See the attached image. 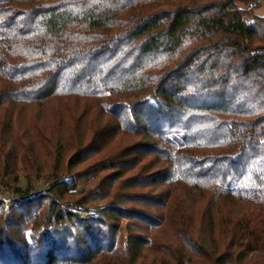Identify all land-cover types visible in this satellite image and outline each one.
<instances>
[{
  "label": "trees",
  "instance_id": "1",
  "mask_svg": "<svg viewBox=\"0 0 264 264\" xmlns=\"http://www.w3.org/2000/svg\"><path fill=\"white\" fill-rule=\"evenodd\" d=\"M252 1L0 0V186L17 197L0 199V264H264ZM46 105L48 130L30 115ZM37 153L54 165L35 208L19 170ZM92 162L105 191L77 181L76 210H54Z\"/></svg>",
  "mask_w": 264,
  "mask_h": 264
},
{
  "label": "rangeland",
  "instance_id": "2",
  "mask_svg": "<svg viewBox=\"0 0 264 264\" xmlns=\"http://www.w3.org/2000/svg\"><path fill=\"white\" fill-rule=\"evenodd\" d=\"M254 13L257 16L264 18V2L261 3L259 6H257L254 9ZM52 104L56 105V103H52ZM54 108L55 107H52V105H48V106L46 105V107L42 110L41 113H38V111L35 110V115H32V114H30V115L35 118V122H38L39 124H41L43 126L44 130H48V128L52 129L53 125H54V121H55ZM23 116H24L23 121L26 123L27 117L25 115H23ZM28 117H29V115H28ZM27 144H29V143H27ZM36 145L38 147L37 143H36ZM37 147L35 146V152L37 150ZM13 163H14V161H13ZM53 165H54V160H53L52 156L45 154V153H41V155H39L37 153V155L35 154V158L25 157L24 158V164H22V166L20 167V170H19V172H20L19 186L24 187L28 183L32 185L33 191L35 193V202H36L35 208L41 202V198L39 196L40 192L48 189L50 187V185L52 184V182H51L52 180H50V178L47 176V174ZM92 165H94L93 162L78 166V167L73 168L72 170L68 171L69 174L67 175V177L70 179V181L68 182L69 185H67L68 193L65 195L64 199L58 198L55 200L56 206H54V210L57 208V206H60V207H64V208H69V210L74 211V210H76L75 204H77L78 200H80L81 198H83V196H85V194L88 192V189L89 190L99 189L102 192L105 191L104 190L105 184H104V182L101 183V178L104 176V174L100 175V177L97 178L94 171H91V169H90V168H92ZM25 168H26V170H25ZM107 173H111V172H107ZM25 175H28L29 179H26ZM77 181L87 182V184H88L87 188L88 189L86 188L82 192H79V191L73 192L72 191L73 184ZM9 188L7 187V185L5 183L3 184V187L0 186V199L5 198L4 197L5 192L8 193V198H6V201H5V205L7 207L10 206L9 202L12 199L14 200L15 198H17V197H14V194H10L11 192L10 193L8 192ZM78 189L80 190L81 187H79ZM141 193L146 194V193H148V191H142ZM19 197L20 196H18V198ZM43 200H45V199H43ZM13 202H14V204H13ZM13 202H12V204L16 207L20 205V202H16V201H13ZM96 202L100 205L105 204V203H102V201H96ZM50 203H52V201L46 202L45 213L48 211V208H50L49 207ZM91 206H93V205H91ZM91 206H89V205L83 206L84 211H82L83 212L82 215L86 216V217H98V218L102 219L103 216L101 214H97L98 211H97V213H95L93 211V209H91ZM24 211L25 210H20L21 213ZM133 224H134L136 229H131V233H140L141 230H139L138 228L144 227V224L139 223V222H133ZM122 233H124L125 236L128 234L126 232H122Z\"/></svg>",
  "mask_w": 264,
  "mask_h": 264
},
{
  "label": "built area",
  "instance_id": "3",
  "mask_svg": "<svg viewBox=\"0 0 264 264\" xmlns=\"http://www.w3.org/2000/svg\"><path fill=\"white\" fill-rule=\"evenodd\" d=\"M263 2H264V0H255V1H252V2L250 3V5L253 6V5H256V4H261V3H263Z\"/></svg>",
  "mask_w": 264,
  "mask_h": 264
},
{
  "label": "snow or ice",
  "instance_id": "4",
  "mask_svg": "<svg viewBox=\"0 0 264 264\" xmlns=\"http://www.w3.org/2000/svg\"><path fill=\"white\" fill-rule=\"evenodd\" d=\"M29 239H30V237H29Z\"/></svg>",
  "mask_w": 264,
  "mask_h": 264
}]
</instances>
